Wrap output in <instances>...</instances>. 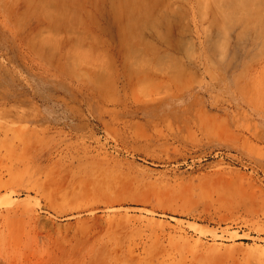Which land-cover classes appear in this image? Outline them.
<instances>
[{
  "label": "rangeland",
  "instance_id": "374dc122",
  "mask_svg": "<svg viewBox=\"0 0 264 264\" xmlns=\"http://www.w3.org/2000/svg\"><path fill=\"white\" fill-rule=\"evenodd\" d=\"M40 1L0 0V264H264V38L229 0Z\"/></svg>",
  "mask_w": 264,
  "mask_h": 264
},
{
  "label": "bare ground",
  "instance_id": "6f19581e",
  "mask_svg": "<svg viewBox=\"0 0 264 264\" xmlns=\"http://www.w3.org/2000/svg\"><path fill=\"white\" fill-rule=\"evenodd\" d=\"M38 1H39V0H38ZM41 1H43V0H41ZM41 1H40L39 3H41ZM44 1H45V3H46V0H44ZM207 1H208V0H207ZM212 1H213V0H212ZM219 1H220V0H219ZM219 1L217 0L216 2H214L216 7H217V3H218ZM221 1H222V0H221ZM226 1H228V0H226ZM235 1H236V2H235ZM255 1H256V0H255ZM48 2H49V1H48ZM48 2H47V3H48ZM222 2H223V1H222ZM222 2H221V3H222ZM224 2H225V1H224ZM224 2H223V4H226V5H222V4H221L222 7L224 6L223 8H221L222 10H221V9H220V11H219V10H218V11L216 10L217 13H220V14H221V11H223V10H224V11H225V10H228V11H227V14H223V15L221 14L222 16H224V15L226 16V15H227V16L225 17V19H224V22H225L224 24H225V26H224L223 28H226V29L228 28V30H229V27H230L231 25H233V26L235 25V26H236V24L239 23V25H242L241 27H243V28H241V29H243L244 31H245V30H249V32H252V33L254 32V34H255L254 37L257 35V36H259V37H262V38H260V39H263V38H264V22H263L264 19H263V17H261V18L263 19V21H262V22H259L258 18H260V17H259V16L257 17V14H254V15H253V14H252V13H253L252 11H249V10H248L249 12H246L245 14H242V13H241L240 15H237L236 13L233 12V11H236V10H237V12H238V11H240L241 8L244 9L245 6H244V7H243V6L241 7L242 4H245L247 7H248V6L250 7L251 5H252V6L255 5V4H252L253 2H252V3H248L247 1H244V0H242V1H240V0H229L228 2H225V3H224ZM256 2H257V1H256ZM260 2H261V0H260ZM23 3H24V2H23ZM28 3H30L29 0H28ZM36 3H37V1H36ZM39 3H38V4H39ZM42 3H43V2H42ZM45 3H44V4H45ZM49 3H50V2H49ZM72 3H73V2H72ZM104 3H105V2H104ZM234 3H235V4H234ZM254 3H255V2H254ZM31 4H32V3H31ZM31 4H30V5H31ZM38 4H37V5H38ZM51 4H52V2H51ZM105 4H106V3H105ZM209 4H210V3H209ZM233 4H234V5H233ZM250 4H251V5H250ZM26 5H27V4H26ZM26 5H25V6H26ZM39 5H40V8H41V5H42V4H39ZM39 5H38V6H39ZM47 5H48V4H47ZM62 5H63V4H62ZM48 6H50V5H48ZM66 6H67V5H66ZM104 6H105V5H104ZM213 6H214V5H213ZM215 6H214V8H216ZM256 6H257V5H256ZM54 7H55V6H54ZM60 7H62V6H60ZM210 7H211L210 9L212 10L213 8H212L211 4H210ZM220 7H221V6H220ZM220 7H217V8L219 9ZM225 7H226V8H225ZM249 7H248V8H249ZM263 7H264V6H263ZM27 8H28V7H27ZM40 8H39V9H40ZM63 8H64V7H63ZM31 9H32V8H31ZM45 9H46V8H45ZM102 9H103V8H101V9L99 10V15L102 14V12H103ZM32 10H33V9H32ZM211 10H210V11H211ZM250 10H251V9H250ZM259 10H260V9H259ZM30 11H31V10H30ZM33 11H34V10H33ZM35 11H36V10H35ZM35 11H34V12H35ZM38 11H39V12H38ZM40 11H41V13H40ZM42 11H43V10H41V9H40V10H37V12L40 13L39 15H41V17H42V16H45V15L42 14ZM45 11H46V10H44V12H45ZM48 11H49V10H48ZM100 11H101V12H100ZM206 11H207V10H206ZM206 11H205V13H206ZM210 11H209V12H210ZM212 11L214 12V10H212ZM231 11H232L233 13H231ZM254 11H255V10H254ZM49 12H50V11H49ZM209 12H208V13H209ZM35 13H36V12H35ZM215 13H216V12H215ZM22 14H23V13H22ZM25 14H26V12H25ZM36 14H37V13H36ZM45 14H46V12H45ZM49 14H50V13H49ZM206 14H207V13H206ZM261 14H262V13H261ZM207 15H208V14H207ZM23 16H24V15H23ZM48 16H49V15H48ZM210 16H211V15H210ZM212 16H214V15H212ZM222 16H221V17H222ZM263 16H264V15H263ZM46 17H47V16H46ZM221 17H220V18H221ZM87 18H88V17H87ZM103 18H104V16H103V15H100L99 19L103 20ZM213 18H215V17H213ZM213 18H212V19H213ZM216 18H217V17H216ZM220 18H219V19H220ZM219 19H218V22H219ZM208 20H209V19H208ZM212 21H215V19L212 20ZM218 22H217V23H218ZM222 22H223V20H222ZM208 23H209V22H208ZM215 23H216V22H215ZM215 23H214V24H215ZM240 23H241V24H240ZM212 24H213V22H212ZM215 25H216V24H215ZM219 25H220V24H219ZM219 25H217L216 27H221V26H219ZM111 26H113V23H112V22H111ZM233 26L230 27V31H231V28H232ZM238 27H239V26H238ZM209 28H210V27H209ZM221 28H222V27H221ZM97 29H98V27H97ZM97 29H96V30H97ZM217 29L219 30V28H217ZM233 29H234V27H233ZM233 29H232V30H233ZM222 30H223V29H222ZM222 30H221V31H222ZM250 30H251V31H250ZM230 31H229V32H230ZM240 31H242V30H240ZM100 32H101V31H100ZM219 32H220V31H219ZM222 32H223V35L221 34V36H220V35H219V36H220V38L222 37L221 40H223V42H224V41L226 42V41L228 40V39H226V38H227V32H226V33H225L224 31H222ZM231 32H232V31H231ZM231 32H230V33H231ZM249 32H248V34H249V37H250V36H251V33H249ZM242 33H243V31H242ZM244 33H245V32H244ZM101 34H102V32H101ZM224 34H225V35H224ZM262 35H263V36H262ZM246 36H247V35L245 34L244 37H246ZM257 36H256V37H257ZM224 37H226V38H225L226 40H224ZM230 37H231V36H230ZM247 37H248V36H247ZM252 37H253V36H252ZM259 37H258V38H259ZM236 38H239V37H236ZM217 39H218V38H217ZM239 39H240V38H239ZM239 39H238V40H239ZM244 39H245V38H244ZM248 39H249V38H248ZM255 39H256V38H255ZM255 39L253 38V40H255ZM242 40H243V39H242ZM250 40H251V39H250ZM246 41H247V39H246ZM246 41L244 40V43H246ZM258 41H260V40H257V42H258ZM261 41H263V40H261ZM261 41H260V43H264V41H263V42H261ZM102 42H103V41H102ZM107 42H108V40H107ZM223 42H221V43H223ZM225 42H224V43H225ZM228 42H229V41H227L226 44H228ZM248 42H249V41H248ZM251 42H252V41H251ZM253 42H254V41H253ZM221 43H220V44H221ZM238 43H239V45H240V44L242 43V41H241V42L239 41ZM238 43H237V44H238ZM249 43H250V42H249ZM260 43H259V44H260ZM102 44H103V43H102ZM104 44H105V43H104ZM251 44H252V43H250V45H251ZM257 44H258V43H257ZM259 44H258V45H259ZM108 45H110V42L108 43ZM215 45H216V44H215ZM218 45H219V44H218ZM221 45H222V44H221ZM224 45H225V44H224ZM253 45H255V44H253ZM253 45H252V46H253ZM222 46H223V45H222ZM225 46H227V45H225ZM225 46H223V48H224ZM262 46H263V45H262ZM249 47H250V46H249ZM257 47H258V46H257ZM260 47H261V46H260ZM263 47H264V46H263ZM221 48H222V47H221ZM255 48H256V46H255ZM252 49H253V48H252ZM215 50H216V49H215ZM224 50H225V49H224ZM221 51H222V50H221ZM223 53H224V52H223ZM217 56H218V55H217ZM219 58H220V57H219ZM216 59H217V58H216ZM217 61H218V60H217ZM96 255H98V253H97Z\"/></svg>",
  "mask_w": 264,
  "mask_h": 264
}]
</instances>
